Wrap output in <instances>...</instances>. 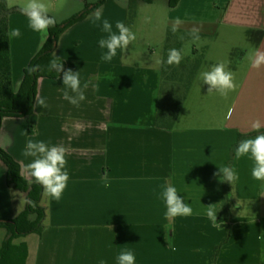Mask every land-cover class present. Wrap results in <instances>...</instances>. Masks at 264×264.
I'll list each match as a JSON object with an SVG mask.
<instances>
[{"label":"crops","instance_id":"0c3cea01","mask_svg":"<svg viewBox=\"0 0 264 264\" xmlns=\"http://www.w3.org/2000/svg\"><path fill=\"white\" fill-rule=\"evenodd\" d=\"M97 1L9 0L17 10L10 16L17 90L48 35L47 22L32 12L63 22ZM249 1L181 0L172 8L169 29L215 34L226 50L205 56L171 129L157 124L163 65L125 60L129 0H107L99 16L61 37L55 55L66 73L42 77L35 113L8 117L1 130L24 176L47 187L43 233L15 240L29 244L26 264H213L227 218L211 209L225 197L227 176L230 187L237 183L238 205L217 264H264V136L234 147L240 133L264 128V0ZM235 31L256 35L245 38L256 45L248 60ZM231 55L246 61L230 62ZM218 103L230 105L220 121L210 109ZM191 107L201 108L193 115ZM7 174L0 159V217L14 219L27 198ZM7 237L0 226V251Z\"/></svg>","mask_w":264,"mask_h":264},{"label":"trees","instance_id":"16d2710c","mask_svg":"<svg viewBox=\"0 0 264 264\" xmlns=\"http://www.w3.org/2000/svg\"><path fill=\"white\" fill-rule=\"evenodd\" d=\"M141 1L129 0V28L133 27L136 22ZM144 1L153 2L154 0ZM106 2L107 0H99L96 3H88L83 11L74 14L63 22H59L54 16L45 12H32L47 22L48 35L40 52L25 69L24 80L17 90L14 83L10 30V16L17 10L10 6L9 0H0V138L6 118H22L35 113L39 80L42 77L57 78L66 73V61L55 55L61 37L72 27L100 10ZM180 2L181 0H171V5L176 7ZM191 37L192 32L179 28H170L168 32L157 121L158 126L162 128L171 129L176 126L191 87L205 60L206 50L204 52L195 50V56L188 59L176 56L175 52H179L184 42ZM255 136H264V128L247 134L240 133L234 147H240L246 139ZM0 159L8 168V185L18 193L26 195L27 198L25 209L16 218L5 219L0 217V226L5 227L8 231L7 240L0 251V264H26L30 255L29 244L23 242L21 245H17L15 240L31 234L41 235L43 233L48 217V208L43 204L47 187L40 181H32L24 176L22 164L2 146L1 140ZM229 180L227 176L223 201L214 204L211 209V213L217 219L227 218V222L223 224L227 228V234L215 249L213 264H217L222 249L231 240L233 232L234 214L232 208L235 204V197L228 183Z\"/></svg>","mask_w":264,"mask_h":264},{"label":"rangeland","instance_id":"374dc122","mask_svg":"<svg viewBox=\"0 0 264 264\" xmlns=\"http://www.w3.org/2000/svg\"><path fill=\"white\" fill-rule=\"evenodd\" d=\"M253 2L254 1H252V3L250 4H252V6H255ZM192 6L193 9H196L193 14V17H200L203 14L202 10L200 11L201 3L193 1ZM172 8L174 7L171 5V0H154L153 2H147L142 0L140 2L139 13L136 18L137 21L136 26L129 28L128 31L126 32L128 38V41L127 40L125 41V47H124V54L126 56L125 58L126 61L136 62L141 65H146L148 63H152V65H156V66L164 65L165 48H166L167 36L169 32V24L171 22L170 21L171 17L173 18L174 16V13H172L173 10ZM100 11L101 10H98L97 11L98 13L96 15L94 14V16L95 17L99 16L98 14ZM127 17L129 19V16L127 15L124 16V18ZM115 18H121L120 11L116 12ZM190 32H192V37L184 42L179 52H175L176 56H179L180 58L188 59L190 57L195 56L196 49H198L201 52H204V50H206L207 47H209L208 52H206L208 58L211 57L216 58L223 56V53L226 50L224 44L226 43L221 42L220 40L217 41L218 39L216 38L217 36L215 34L205 35L203 34V32L200 33L196 32V30ZM235 34L240 37L236 39L235 44H237L241 48V50L244 53H246L248 60L254 54L256 45L255 43L247 42L245 38L248 36H256V35L252 32L240 34L237 31H235ZM236 56H240V54L236 53ZM237 59L238 60H235L233 55H231V59L229 58L230 62L233 63L234 62L238 63L239 61H246L245 58L239 59L237 57ZM221 75L222 74L218 75L219 76L218 82L220 84L223 83V81L220 78ZM215 77L217 79V75H215ZM16 84H18L17 80H16ZM225 89L228 97H232L235 88L229 87ZM211 94H216V93L211 91L210 95ZM209 100L211 103L210 96H209ZM214 101H216V98ZM200 108L201 107H197V108L191 107L190 110L194 115L196 113V110ZM210 109H214V112L217 113V115H215L216 120L220 121V119L223 118V113L227 112L230 109V105L226 107H221L220 103H218V104H213V106H210ZM197 112L199 113V115L203 113V111L201 110H198ZM235 155L236 153H233V158H235ZM2 163L6 165L3 161ZM261 173L264 175V155H263V164L261 168ZM236 184L234 186H231L232 193L234 196L238 195V193L236 192L237 187H235ZM242 191H244V188ZM234 205H238L236 199ZM256 207L260 208L259 205H256Z\"/></svg>","mask_w":264,"mask_h":264}]
</instances>
